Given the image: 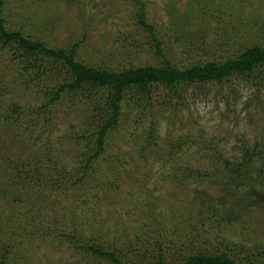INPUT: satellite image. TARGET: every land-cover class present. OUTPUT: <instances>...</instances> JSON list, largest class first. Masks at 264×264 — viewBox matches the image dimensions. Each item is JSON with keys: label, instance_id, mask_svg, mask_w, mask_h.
Returning a JSON list of instances; mask_svg holds the SVG:
<instances>
[{"label": "rangeland", "instance_id": "obj_1", "mask_svg": "<svg viewBox=\"0 0 264 264\" xmlns=\"http://www.w3.org/2000/svg\"><path fill=\"white\" fill-rule=\"evenodd\" d=\"M6 2L8 29L53 49L82 42L78 61L115 72L165 60L185 70L264 48V0ZM140 4L165 58L138 23ZM259 74L161 88L145 111L124 102L105 153L84 171L88 151L74 135L93 109L67 94L41 115L46 88L55 86L28 82L0 48V260L113 264L87 248L94 245L125 264H156L161 249L165 264L199 253L264 264ZM14 108L20 118L9 121ZM209 145L223 163L242 165V153L253 152L251 175L262 187L231 189L215 178Z\"/></svg>", "mask_w": 264, "mask_h": 264}, {"label": "trees", "instance_id": "obj_2", "mask_svg": "<svg viewBox=\"0 0 264 264\" xmlns=\"http://www.w3.org/2000/svg\"><path fill=\"white\" fill-rule=\"evenodd\" d=\"M7 5L6 0H0L1 50L9 53L12 61L18 64L21 76L29 78L27 81L32 82L31 84L38 85L42 82L48 84L49 81L55 86L53 90L46 88L44 95L47 102L41 106V115L48 113L67 94H74L81 103L93 109L92 113L85 118L82 130L78 132V135H74L75 140L80 144L84 143L88 151L85 155L87 157L84 171H87L105 153L108 135L119 126L124 102L137 107L140 111H145L151 107L155 92L161 88L175 90L182 85H210L236 76L249 77L253 80L262 79L259 71L264 70V48L261 46L247 48L237 57L229 58L221 63L209 62L194 65L185 70H180L168 60L160 66L131 68L121 72L86 66L77 60V50L82 42L73 45L69 50L53 49L42 41L25 36L20 29H8L4 18ZM140 6L138 23L149 33L158 55L165 58L154 27L145 20L144 5L140 4ZM12 110H14L13 117L8 120L13 121L15 117L19 120L22 110L20 108ZM206 151L213 157L215 169L218 170L220 166L219 172L214 173L215 178L226 182L229 188L241 189L248 185L251 190H258L262 187L261 177L255 180L251 175L254 163L253 152H243V162L239 165L231 162L223 163L225 160H220V155L213 145H209ZM221 165H224L223 170ZM17 173L20 175L19 169ZM87 248L101 259L109 260L113 264H125L115 252L106 251L94 245H88ZM147 263L149 262L144 261L141 264ZM0 264H7L6 259L2 258ZM156 264H165L162 249L157 256ZM171 264L258 263L253 260L236 262L226 253H199Z\"/></svg>", "mask_w": 264, "mask_h": 264}]
</instances>
